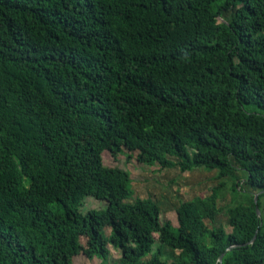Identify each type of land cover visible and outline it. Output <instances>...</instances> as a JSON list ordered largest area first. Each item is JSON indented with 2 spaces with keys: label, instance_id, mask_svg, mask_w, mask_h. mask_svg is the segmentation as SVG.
Here are the masks:
<instances>
[{
  "label": "trees",
  "instance_id": "trees-1",
  "mask_svg": "<svg viewBox=\"0 0 264 264\" xmlns=\"http://www.w3.org/2000/svg\"><path fill=\"white\" fill-rule=\"evenodd\" d=\"M124 151L216 171L244 201L223 209L224 181L162 224L104 165ZM110 247L264 264V0H0V264H107Z\"/></svg>",
  "mask_w": 264,
  "mask_h": 264
},
{
  "label": "rangeland",
  "instance_id": "rangeland-1",
  "mask_svg": "<svg viewBox=\"0 0 264 264\" xmlns=\"http://www.w3.org/2000/svg\"><path fill=\"white\" fill-rule=\"evenodd\" d=\"M103 161L107 168L128 172L132 181L134 199H151L156 202L161 209L162 224L171 222L175 228L178 227L177 208L180 204L192 201L196 197L209 196L212 189L224 181L227 184V189L222 192L219 205L223 209H226L229 206L244 201L243 197L236 199L233 192L230 190V186L232 185L231 179L225 178L224 180H219L216 171L197 169L193 173H182L177 168L162 169L159 165L149 168L139 164L135 155H130L126 151L117 157L110 152H105L103 154ZM106 208L107 205L104 203L88 200L85 202L82 211L83 213H87L93 210L102 211ZM226 222L227 216L225 213H222L219 216L218 224L225 225L227 230L230 231ZM156 239L158 241L159 237L156 236ZM159 247L160 244H157L155 250ZM109 249L111 256L107 264H118L121 256L120 253L112 247ZM73 264L103 263L99 259L88 260L81 255L74 259Z\"/></svg>",
  "mask_w": 264,
  "mask_h": 264
},
{
  "label": "water",
  "instance_id": "water-1",
  "mask_svg": "<svg viewBox=\"0 0 264 264\" xmlns=\"http://www.w3.org/2000/svg\"><path fill=\"white\" fill-rule=\"evenodd\" d=\"M257 201H258V195H256L255 197V202L257 203ZM257 212L260 213L258 207H257Z\"/></svg>",
  "mask_w": 264,
  "mask_h": 264
}]
</instances>
